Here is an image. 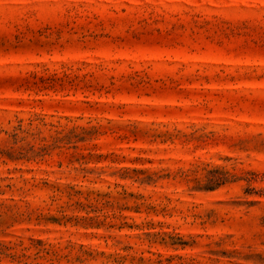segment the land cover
<instances>
[{
  "label": "rangeland",
  "instance_id": "374dc122",
  "mask_svg": "<svg viewBox=\"0 0 264 264\" xmlns=\"http://www.w3.org/2000/svg\"><path fill=\"white\" fill-rule=\"evenodd\" d=\"M0 264H264V0H0Z\"/></svg>",
  "mask_w": 264,
  "mask_h": 264
}]
</instances>
